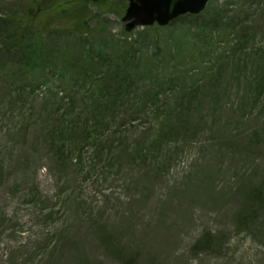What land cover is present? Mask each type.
Returning a JSON list of instances; mask_svg holds the SVG:
<instances>
[{"label": "rangeland", "instance_id": "1", "mask_svg": "<svg viewBox=\"0 0 264 264\" xmlns=\"http://www.w3.org/2000/svg\"><path fill=\"white\" fill-rule=\"evenodd\" d=\"M32 1L0 0V264H264V0L131 32Z\"/></svg>", "mask_w": 264, "mask_h": 264}, {"label": "trees", "instance_id": "2", "mask_svg": "<svg viewBox=\"0 0 264 264\" xmlns=\"http://www.w3.org/2000/svg\"><path fill=\"white\" fill-rule=\"evenodd\" d=\"M92 7L102 11L108 10L111 7V0H45L41 4H35L32 1L29 5L30 17L28 20L23 21V26L32 25L35 17L44 16L48 23L57 28L87 26L91 19L90 11ZM126 7L127 4L124 1L114 12L122 16Z\"/></svg>", "mask_w": 264, "mask_h": 264}, {"label": "water", "instance_id": "3", "mask_svg": "<svg viewBox=\"0 0 264 264\" xmlns=\"http://www.w3.org/2000/svg\"><path fill=\"white\" fill-rule=\"evenodd\" d=\"M129 4L123 21L126 30L137 26L166 25L180 15L200 13L209 0H128Z\"/></svg>", "mask_w": 264, "mask_h": 264}]
</instances>
